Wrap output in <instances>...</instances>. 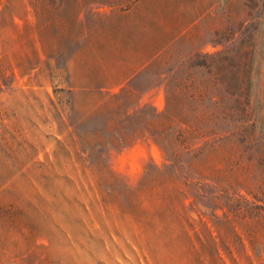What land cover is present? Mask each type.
Segmentation results:
<instances>
[{"label": "rangeland", "instance_id": "rangeland-1", "mask_svg": "<svg viewBox=\"0 0 264 264\" xmlns=\"http://www.w3.org/2000/svg\"><path fill=\"white\" fill-rule=\"evenodd\" d=\"M0 264H264V0H0Z\"/></svg>", "mask_w": 264, "mask_h": 264}, {"label": "trees", "instance_id": "trees-1", "mask_svg": "<svg viewBox=\"0 0 264 264\" xmlns=\"http://www.w3.org/2000/svg\"><path fill=\"white\" fill-rule=\"evenodd\" d=\"M153 64L154 62H149V64H146L142 69L146 70ZM181 93L185 96V93ZM165 94L167 102L166 109L162 112L154 113V118L157 121L155 129L150 131L144 125L143 132L145 133L148 130L154 142L168 156V159L174 160L176 158L175 148L177 145L180 144L185 148L191 147L196 141L202 140L203 135H205L207 131L203 128L202 123H193L189 120L188 114L191 113L193 109L185 102L182 104V110L174 115L172 111V101L179 95V91L175 92L166 87ZM185 144L187 145L185 146ZM202 149L203 145H198L194 151H196L197 155H201Z\"/></svg>", "mask_w": 264, "mask_h": 264}]
</instances>
